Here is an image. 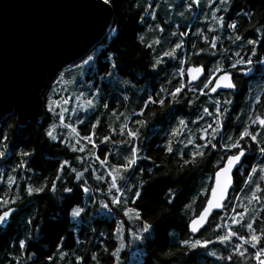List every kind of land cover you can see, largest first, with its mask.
<instances>
[{
	"label": "trees",
	"instance_id": "16d2710c",
	"mask_svg": "<svg viewBox=\"0 0 264 264\" xmlns=\"http://www.w3.org/2000/svg\"><path fill=\"white\" fill-rule=\"evenodd\" d=\"M133 4H139L140 7H133ZM146 4H151L153 8L157 9L158 15L155 21H153L152 16L151 19H149V16L147 17L149 14H145V22L140 21L139 13L143 11V6ZM214 4H216V0H212L211 4L208 3V0H200L198 6L193 5V9L200 12L203 11V18L194 24H192L193 20L190 19L175 30L177 32H187L189 35L183 37L171 36L170 38L169 36L174 31V27L169 24L170 13L165 2L160 0L159 3L155 4L152 3V0H115L114 7H111L113 13L111 27H118V31L116 33L108 31L102 40L90 51L94 54V61L88 67L85 81L92 85L101 84L102 87H106V83L110 80L115 87L121 80H127L134 85H143V94L136 104V110L138 107L143 106L142 102L147 99L149 94L155 95L162 85L167 87L166 81L171 79L175 68L179 66V61L173 60L171 62L167 60L159 70L154 72L148 67L152 52L143 47L136 39L137 35L140 34L146 36V27L149 28V25L157 23L160 24L164 31H157L155 35L158 38H162L165 48L168 47L169 42L184 41L183 47L179 50L180 56H184L185 53H192L194 51L193 44L197 48H208V45L205 44L199 35H193L197 29H201L208 37L216 35L218 37L216 42L218 48L239 51L241 56L247 55V51L251 46L245 45L244 49H240L238 47L239 42H237V45H233L227 39L230 35V30L227 29L226 25L235 20L238 24V32L245 39L254 38L257 35L254 28L264 26V0H229V3L225 5L229 8V11L223 12L220 10L217 13L218 16L224 17L225 26L223 29H218L215 33H209L207 31L209 24L214 28L217 27L208 12V10L215 7ZM182 7L180 9H183ZM241 12L245 13V15H237ZM248 13H251V19H249ZM173 21L171 19V22ZM152 36V32H147L149 39ZM169 38L171 41H169ZM256 47L257 56L254 61L264 57V44L258 43ZM213 51L209 49L199 56H190L189 60L194 64L206 66V70L211 69L217 60H221L224 57L223 52L213 55ZM108 52H112L115 55L118 66L113 70L112 79L101 80L100 75L106 70L104 57ZM81 59L74 64L80 62ZM204 78L206 79L207 77L205 76ZM237 82L239 87L232 93L231 99L233 102L228 106L229 112L225 114L221 134L217 137V142L226 141L229 135L238 133L243 121L247 119L249 108L257 114L264 112V100L257 104L250 103L257 95L264 96V65L254 62L252 71L247 76L237 74ZM174 84L175 81H173ZM193 86H196V84ZM224 98H226L225 93L208 97L207 95H201L197 91L195 94L188 93L184 97L185 100L193 99L195 101L192 106L182 101L180 105H173L170 108L165 106L161 109L159 105H155L146 109L144 115L146 124L140 129V148L141 155H147L151 157V160L141 159L138 161L139 167H137L136 174L132 176L130 182H138L140 175H143V179L148 182L142 189V198L137 206L141 209L145 219L152 223L153 227L151 229V237L147 238L143 245H139V254H136L131 260L126 251H121L119 264H225L224 261L217 260L215 256L208 254L213 250L217 255L226 254L223 245L210 244L207 249H196L187 255L175 251L176 242L190 235L186 228V222L187 215H191L192 211L185 209L184 205L196 197L197 203L192 207L198 209L202 202V197L198 196V193L206 184H211L212 180H209V176L212 173V162L219 157L220 152L216 151L215 154L209 152L210 159H206L194 167L186 168L182 173L178 172L177 165L174 163L176 158L168 157L163 152L165 142L169 138L168 134L176 124L178 117L185 119L187 127L184 128V131L181 132L180 137L177 139V145L179 144V139L186 138L189 134L195 133L197 128L207 125L210 119L208 117H205L203 121L197 120L196 124L191 123L196 120L198 115H202V107H209L211 111L215 106L214 101L216 99L223 100ZM102 105L103 102L100 101V107ZM94 111L91 114H80L79 117L87 120L86 124L77 125L81 134L87 131L88 124L94 119V116H91ZM148 113L153 114L148 115ZM51 122V114H46L45 112L41 122L35 125L28 124L20 127L13 116L3 118L0 121V134L8 138L7 154L5 157L0 158V172L5 174L3 179H0V192L4 191L6 187L3 181L6 180L8 172L20 162L21 157L18 153L21 149H34L33 155L27 158L28 163L25 169L20 170L24 179L21 180L19 176L16 177L21 184L27 181L34 186H38L43 182L44 177L53 178L56 166L62 159H70L74 167L80 168H86L89 163H93L90 158L86 161L77 162L75 155H81L80 153L73 154L67 151L63 145L48 141L43 136L41 124L46 128L48 123ZM102 125L100 129H105L107 124L104 118H102ZM66 131V129L57 128L58 133ZM261 139H264V137H261ZM87 147L91 148V145ZM100 148L103 149V152L111 151L113 160L118 159L117 156L114 157V150H110L107 144L100 145L97 149V154L101 158L103 157V152L100 151ZM127 151L128 147L122 148L118 152L119 156L122 157ZM83 155L87 156V152L83 153ZM255 162L264 163V160H261L256 147L252 145L247 153V158H243L242 164L234 171V184L226 203L230 204L235 201V194L244 197L250 192L251 185H244L243 178L247 175L246 170L250 169ZM153 163L160 167L158 171L154 169V175L151 179L148 175L140 173V168H143L146 173L147 168L152 167ZM165 171L169 173L166 177L163 175ZM257 175L254 174V180H256ZM28 178L31 179L29 180ZM257 182L264 184V181ZM89 185L95 187L96 181L90 179ZM169 187L177 189L179 199L176 200L171 208L162 212V207L167 204L165 195ZM76 191L78 194L73 195L71 200L65 199L69 194L60 191L59 185L55 195L51 192H46L33 197L25 196L23 198L24 203L17 205L22 210L13 216L5 229H0V264H16L15 257L18 255L21 257L22 264H77V255L82 258L80 264H97V261L98 264H115L110 252L117 244L114 238V230L116 229V220L122 219V214L118 215L117 212H113L109 215L105 209L100 208L99 203L94 204L92 200L88 199L89 196H92L94 199L99 200L101 198L100 194H85L79 189ZM208 193L209 191H206L205 195H208ZM239 203L249 208V212L245 214L247 219H252L253 216L256 217L253 223L257 229L264 227V207H261L259 203L248 205L246 199H241ZM75 204L82 207L84 211L77 221L72 222L69 212L71 206ZM257 208H259V211H256ZM242 210L243 208H237V211ZM29 217L34 219V223L30 227L27 224ZM215 222L216 218L214 217L210 221V225L214 226ZM244 222L241 221V223ZM123 224L125 229L139 227L135 222L129 223L126 218H123ZM51 225H55V227H51ZM240 231L243 232V229H240ZM29 235H31V239L28 241L26 251L33 254L30 260L19 252L18 245V238H25ZM214 235L210 227H205L197 238L214 239ZM60 236L64 237L62 241L59 239ZM127 236L128 234L125 231V243H128ZM57 244L61 245L59 250L56 248ZM104 248L109 251L105 252ZM170 250L174 252V255L166 256L165 253ZM59 251L65 253L63 258L60 257ZM92 252L97 253V261L92 260ZM47 256H52L53 260H47ZM240 264H248V261H241ZM251 264H256V262L253 260Z\"/></svg>",
	"mask_w": 264,
	"mask_h": 264
},
{
	"label": "snow or ice",
	"instance_id": "6c2138e0",
	"mask_svg": "<svg viewBox=\"0 0 264 264\" xmlns=\"http://www.w3.org/2000/svg\"><path fill=\"white\" fill-rule=\"evenodd\" d=\"M152 3H155V0H152ZM208 3L211 4L212 0H208ZM228 3L229 0H220L219 6L212 9V21L217 27L214 28L209 24L207 28L209 33H215L218 29H223L225 26L224 17L218 16L216 13L220 10L228 12L229 8L225 6ZM199 4L200 0H190L185 7L186 9H191L193 5L198 6ZM114 5L115 0H95L93 7L99 13L106 14ZM132 6L140 7L139 4H133ZM145 14L151 15L153 21H155L158 12L151 4H146L143 6V11L139 13L141 22H145ZM180 14L182 15L183 13ZM237 15L242 16L245 13L241 12ZM247 15L251 19V13ZM226 27L230 30V35L227 39L233 45H237V42H239L238 47L240 49H244L245 45L251 46L247 51V55L241 56L239 51L218 48L216 43L218 37L216 35L208 37L201 29H197L193 35H199L205 44L208 45V48H197L193 44L194 51L185 53L184 56L179 54V50L184 45L183 40H177L175 43L169 42L166 48L163 46L162 38H158L155 35L157 31H164L158 23L149 25V28L145 30L153 33L150 39H146L144 34L137 35L136 39L139 43L152 52V58L148 64V67L152 70H159V66L165 63V59L178 60L179 66L175 68L171 79L166 81L168 86L162 85L155 95L149 94L147 99L144 100L143 106L138 107L134 114H126L118 111V109H112L110 115L115 118V122L108 123L107 133L102 136H97L98 126L102 122L100 116H97L94 121L88 124L87 131L81 134L77 125L82 126L87 123V120L79 116H76L73 120V117L67 114L70 102L66 97L63 94L57 96L56 88L50 89L46 95L44 89L37 84L39 92L33 100L35 109L37 112L43 109L46 114H51L52 117V122L48 123L46 128L41 124L43 136L48 141L63 145L67 151L73 154L80 153L81 155H75L77 162L86 161L90 158L93 163H89L86 168H80L74 167L70 159H62L56 166L53 178L44 177L43 182L38 186H34L27 181L21 184L16 177L19 176L21 180L24 179L20 170L25 169L28 163L27 158L34 153V149H21L18 153L21 157L20 162L8 172L6 180L3 181L6 187L4 191L0 192V226L7 225L13 216L22 210L17 205L24 203L23 198L25 196L33 197L46 192H51L55 195L58 191V185L60 191L69 194L65 198L68 200H71L73 195L78 194L77 189L85 194L98 193L101 196L99 200L94 199L92 196H89L88 199L92 200L94 204L99 203L100 208L105 209L109 215L113 212H117L118 215L122 214V219L116 220V229L114 230V238L117 244L110 252L115 264H119L120 253L125 246L123 233L126 231L128 235L133 236L136 240L143 241L146 239L145 234L150 233L153 227L152 223L145 219L141 209L137 206L142 198V189L148 182L143 179V175L139 176L138 182H130L132 176L136 174L137 167H139L138 161L141 159L151 160V157L141 155L140 148V129L146 124L144 119L146 109L155 105H159L161 109L165 106L170 108L173 105H180L182 101L192 106L195 103L193 99H184L188 93L195 94L198 91L201 95L216 93L219 96L220 92L218 90H226V98L223 100L216 99L214 101L215 106L211 111L209 107H202V115H198L196 120L191 122L196 124L197 120L203 121L205 117H208L210 119L206 126L202 125L196 129L195 133L179 139V144L177 145V139L180 137L181 132L184 131V128L187 127L185 119L178 117L163 147V152L166 156L176 158L174 163L180 173L184 172L186 168L194 167L206 159H210L209 152L213 154L216 151L220 152L219 157L212 162V173L209 176V180L213 182L206 184L198 193V196L202 197V202L198 209L192 207L197 203L196 197L184 205L185 209L192 211L191 215L186 213V228L190 235L176 242L175 251L187 255L196 249H207L210 244L215 243L223 245L226 254L217 255L214 250L208 254L215 256L217 260L224 261L225 264H240L241 261H248V264H251L253 260L256 264H264V227L257 229L253 223L256 217L253 216L252 219H247L245 214L249 212V208L239 203L241 199H246L248 205L259 203L261 207H264V184L257 182L264 181V163L255 162L250 169L246 170L247 175L243 178V184L251 185L247 196L241 197L235 194L236 200L230 204L226 203L229 199L230 187L234 184L235 173L233 170L239 167L243 158H247L250 146L254 145L261 160H264V139H261V137H264V112L257 114L249 108L247 119L243 121L238 133L229 135L226 141L217 142V137L221 134L225 114L229 112L228 106L233 102L231 99L232 93L239 87L237 74L247 76L252 71L254 62L264 65V57L254 61L257 56V44H264V26L255 27L254 31L257 35L249 39H245L238 32V24L235 20L227 23ZM108 31L116 33L118 27L112 26ZM187 35L189 33L175 30L171 33V36L183 37ZM209 49L214 50L213 55L218 52L224 53V57L221 60H217L213 68L206 70V66L194 64L189 60L190 56H199ZM104 59L106 61L104 65L106 70L100 75V78L101 80H110L113 78V70L118 65L112 52H108ZM90 61H93L92 55H88L87 59L81 61V64H87ZM73 67H78V65H73ZM51 75L55 77L52 83L57 87L66 83L64 79L66 73L59 71L58 68L52 69ZM205 76L207 77L206 79L204 78ZM198 80L200 82L193 86V82ZM173 81H175L174 85ZM128 83L129 81L127 80L123 81L125 86ZM92 89L89 93L81 92L75 97L77 101L81 102L72 107L73 112L97 108L101 88L99 85H93ZM63 91L61 88V93ZM82 97L85 98L82 100ZM123 99L127 101L128 96H123ZM262 100H264V96L257 95L250 103L257 104ZM102 106L106 110L109 109L108 101H104ZM152 114L148 113V115ZM57 128L66 129L67 131L58 133ZM117 136L120 137L119 140L116 139ZM7 139V136L0 134V158L5 157L7 154ZM108 143L113 147L117 144L127 145L128 151L122 157L119 156V153H115L118 159L113 160L111 151L103 152V149L100 148V151L103 152V157L101 158L97 154V149L99 145ZM88 145H91V148H88ZM85 152H87V156L83 155ZM159 167V165L153 163L152 167L147 168L146 173L143 168H140V173L148 175L151 179L154 175V169L158 171ZM168 174L167 171L163 173L165 177ZM254 174H258L256 180L253 179ZM4 175L3 172H0V179H3ZM28 179L30 180L31 178ZM90 179L96 181L95 187L89 185ZM206 191H210V194L205 195ZM178 199L179 193L177 189L169 187L165 195L167 204L162 207L161 211H167ZM237 208H243V210L237 211ZM83 211L82 207L75 204L71 206L69 215L75 219L80 217ZM256 211H259V208ZM214 217L216 222L214 226H211L210 221ZM123 218H126L129 223L135 222L139 227L125 229ZM241 221L245 222L241 223ZM33 223L34 219L29 217L27 220L29 227ZM51 227H55V225H51ZM205 227H210V230L215 234L214 239L197 238ZM240 229H243V232ZM29 239H31V235L25 238H18V245L19 252L30 260L33 254L26 251ZM59 239L62 241L64 237L60 236ZM56 248L59 250L61 245L57 244ZM104 251L108 252L109 250L104 248ZM59 255L63 258L65 253L59 251ZM91 255L92 260L97 261V253L92 252ZM165 255L171 256L174 255V252L170 250ZM46 259L52 261L53 257L47 256ZM81 259L79 255L76 256L77 264H80ZM15 260L16 264H22L19 255L15 257Z\"/></svg>",
	"mask_w": 264,
	"mask_h": 264
},
{
	"label": "water",
	"instance_id": "95a60500",
	"mask_svg": "<svg viewBox=\"0 0 264 264\" xmlns=\"http://www.w3.org/2000/svg\"><path fill=\"white\" fill-rule=\"evenodd\" d=\"M94 3L95 0H0V121L13 116L20 127L41 122L44 110L37 112L33 103L39 92L37 84L46 94L55 79L52 69L61 71L77 62L112 25V9L102 14L93 7ZM218 91L222 94L226 90ZM231 189L232 186L229 193Z\"/></svg>",
	"mask_w": 264,
	"mask_h": 264
},
{
	"label": "rangeland",
	"instance_id": "374dc122",
	"mask_svg": "<svg viewBox=\"0 0 264 264\" xmlns=\"http://www.w3.org/2000/svg\"><path fill=\"white\" fill-rule=\"evenodd\" d=\"M155 1H156L155 4H157V3H159L160 0H155ZM161 1L165 2L167 8L169 9V13H170L169 24L172 27H174V30H177V28L180 25L187 23L190 19L193 20L192 24H194L196 21L200 20L204 16L203 11L200 12V11L195 10L193 8L186 9L185 6L187 3L190 2V0H161ZM219 4H220V1L216 0V4H214V5H215V7H217V6H219ZM182 5H183V7H182ZM180 7H182L183 9H180ZM212 9L213 8L208 10V12L211 14V16H212ZM180 13H183V14L181 15ZM148 16H149V19H151V15H147V17ZM171 19L174 21L171 22ZM146 29H148V28L146 27ZM169 37L171 38V35ZM146 39H149L147 37V32H146ZM169 41H171V39ZM88 55H92L93 61H94V54L91 52L87 53L85 56H83L81 61L87 59ZM167 60L173 62V60H169V59H165V62H167ZM81 61L78 62L77 64L73 63L70 65H67L61 70V72L66 73V75L64 77L66 83L57 87L56 85H54L51 82V84L48 88V93H49L50 89L56 88L57 96H60L61 94H63L66 97V99L70 102V105L68 106L69 112L67 114L72 116L73 120L75 119L76 116H80L81 113L91 114L95 110L94 114L91 115V116H94V119L92 121H94L97 116H100L101 121H102V118H104L105 123L108 125V123H114L115 122V118L110 115V112L112 109H118V110L120 109L119 110L120 112H125L126 114H134L136 112V104L142 97L144 86L143 85L142 86L134 85L131 82H129L128 85L125 86L123 84L124 80H121V82L117 85V87H115L114 83L111 80L106 83V87H102L101 84H97L101 88L100 96L98 98L97 108L86 109L85 111L77 110V111L73 112L72 107H74L76 104L81 102V101H77L75 99V97L77 95H79L81 92L89 93L91 90H93L92 89L93 85L91 83H87L85 81V74L88 70V67L93 63V61H90L87 64H81ZM73 65H78V67H73ZM161 66L162 65H160L159 68ZM153 71L155 72L157 70H153ZM61 88L64 90L63 93H61ZM113 89H114V91H113ZM125 95L128 96L127 101H125L123 99V96H125ZM84 98L85 97H82L81 99L83 100ZM100 101H102V102L108 101L109 109L106 110L103 108V106L100 107ZM107 125H106L105 129H103V128L100 129L103 126L102 122H101V124L98 126L97 136H102V135L107 133ZM116 139L119 140L120 137L117 136ZM102 145H105V144H102ZM107 145H108V148L110 150H114V157H116L115 153H118L119 150H121L122 148L128 147L127 145H120V144H117L115 147H113L110 143H108ZM70 220L72 222H75L78 220V217L73 219L70 216ZM123 235H124V233H123ZM145 235H146V239L150 238L151 237V231H150V233L145 234ZM127 240H128V243H125V240H124L125 246L121 251L122 252L126 251L129 254L130 259L132 260L136 254H139V252H138L139 251V245H143L145 243V240L138 241L131 235L127 236ZM131 260H129V261H131Z\"/></svg>",
	"mask_w": 264,
	"mask_h": 264
},
{
	"label": "flooded vegetation",
	"instance_id": "af4514ba",
	"mask_svg": "<svg viewBox=\"0 0 264 264\" xmlns=\"http://www.w3.org/2000/svg\"><path fill=\"white\" fill-rule=\"evenodd\" d=\"M217 13H219V11H218ZM217 13H216V14H217ZM8 223H9V222H8ZM7 225H8V224H7Z\"/></svg>",
	"mask_w": 264,
	"mask_h": 264
}]
</instances>
